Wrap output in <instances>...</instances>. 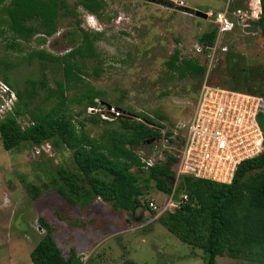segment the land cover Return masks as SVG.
Segmentation results:
<instances>
[{
	"label": "rangeland",
	"instance_id": "1",
	"mask_svg": "<svg viewBox=\"0 0 264 264\" xmlns=\"http://www.w3.org/2000/svg\"><path fill=\"white\" fill-rule=\"evenodd\" d=\"M68 1L73 5L74 0ZM103 1L104 8L96 17L80 7L75 9V16L61 14L57 21L59 34L55 33L43 42H40V33L13 48L0 40V55L9 52L16 66L12 71L13 84L22 90L25 85H30L28 80H36L39 88L43 80L47 86L55 87L56 80L63 78L59 65L37 59L28 62L22 56L40 49L52 54L68 51L81 38L76 27V19H80L81 26L91 30L90 34L100 33L95 41L99 57L79 58V63L85 71L84 85L95 91L101 110L105 113L111 106L144 112L155 118L157 114L163 115L164 119L160 121L164 128L161 130L174 134L171 145L175 149L185 136L180 123L191 115L202 84L242 92L251 89L264 92V38L260 30H244L241 20L234 15L231 17L235 26L232 31L222 34L213 57L203 56L205 72L201 79H172L164 64L175 47L182 56L198 58L194 53L198 36L215 28L213 14L227 3L232 10L252 11L254 0L250 5L249 0H183L186 9L161 0ZM191 10L208 15L203 18ZM255 19H247L245 23L251 26ZM222 46H227V50H220ZM208 53L210 50L204 48V55ZM96 68H100L98 75ZM77 92L79 90H74L69 96ZM45 96L46 91L40 89L34 104L42 105ZM85 103L84 100L73 104L71 111L80 112L75 118L84 120V129L90 136L98 137L106 128L116 126L111 119L110 122L88 119L89 113L97 112H88ZM2 115L0 112V117ZM18 122L26 126L29 116L19 117ZM149 143L134 148L142 150L145 157L164 160V150L169 151L167 143L158 140ZM23 144L17 149L6 150L0 140V264H32L29 253L45 233L39 217L54 224L56 240L64 253L69 252L73 232L83 234V238H100L95 252L86 253L89 254L87 260H98L97 264H120L126 258L133 259L134 264H204L201 249L181 242L157 221L161 214L148 209L149 201L159 208L171 195L160 191L154 181L147 187L143 185L144 193L140 197L143 206L131 213L114 211L109 202L100 199L83 210L68 204L52 187L43 188L40 197L32 199L23 187L22 178L41 185L56 176L58 167L71 170L76 167L71 150L63 146L55 147L50 142L40 146ZM175 149L169 152L173 153ZM172 168L175 171V166ZM172 186L176 192V183ZM67 226L72 228L67 230ZM216 264L260 263L219 255Z\"/></svg>",
	"mask_w": 264,
	"mask_h": 264
},
{
	"label": "trees",
	"instance_id": "2",
	"mask_svg": "<svg viewBox=\"0 0 264 264\" xmlns=\"http://www.w3.org/2000/svg\"><path fill=\"white\" fill-rule=\"evenodd\" d=\"M259 6V16L252 24L258 25L264 38V0H259ZM77 7L96 16L104 8V1L74 0L70 5L68 0H0V40L13 48L40 33V42H43L59 31V16L68 13L75 16ZM80 22L76 19L81 38L68 51L52 54L40 49L22 56L28 62L37 59L59 65L63 78L56 80L55 87L47 86L42 80L38 88L36 80L27 79L30 85L19 89L13 84L12 71L16 67L13 57L6 51L0 55L1 79L17 96L12 111L0 119V140L6 150L17 149L26 142L33 146L50 142L55 147L71 150L75 170L58 167L56 176L41 185L22 178L23 187L32 199H38L43 188L52 187L68 204L83 210L100 199L109 202L114 211L131 213L143 206L140 198L144 193L143 185L147 187L150 181L164 193L175 191L172 183L176 172L172 167L178 159L164 150V160L144 169L134 148L159 140L164 128L160 121L163 115L157 114L155 118L144 112L120 108L132 117L119 116L111 120L116 126L106 128L98 137L85 131L84 120H76L80 112L71 111L73 104L85 100L88 112H92L89 111L91 107H101L92 87L84 85L85 71L79 63V58L99 57L95 41L100 33L90 34L91 30L83 28ZM216 33L215 27L198 36L205 50L214 45ZM164 64L170 78L177 81H198L205 72V64L199 57L182 56L177 47ZM99 73L100 68H96L95 74ZM40 89L46 91L45 101L35 105ZM74 90L79 92L69 96ZM245 92L264 98L263 91ZM24 115L29 116V123L23 127L18 118ZM87 117L110 122L99 112L89 113ZM258 122L264 134V114L258 117ZM183 193L188 200L180 208L159 215L157 221L181 242L201 249L204 264H216L219 255L264 264V150L241 162L231 183L180 175L174 195L178 198ZM148 209L151 208L148 206ZM39 223L45 233L29 253L32 264H97L89 259L83 263L73 248L65 256L54 239L51 224L43 217H39ZM120 264H134V260L126 258Z\"/></svg>",
	"mask_w": 264,
	"mask_h": 264
},
{
	"label": "built area",
	"instance_id": "3",
	"mask_svg": "<svg viewBox=\"0 0 264 264\" xmlns=\"http://www.w3.org/2000/svg\"><path fill=\"white\" fill-rule=\"evenodd\" d=\"M166 1L174 3L176 7L186 9L183 0ZM257 2L259 5V0ZM250 3L251 0H249V5ZM258 13L256 17H253V10H242L241 8L232 10L227 3L225 7L213 14L212 21L217 33L214 45L209 47L210 53L205 56L203 45L197 43L195 55L199 56L201 62H203V56L213 57L220 44L222 34L232 31L235 26L231 15L240 19V25L244 28L248 26L245 21L250 18L257 19ZM220 50L226 51L227 46L220 47ZM16 101L15 91L0 79V112L3 113L0 119L7 112L12 111ZM89 111L103 112L104 110L91 107ZM105 112L106 115L103 112L102 116L111 120L119 116L130 115L114 107H108ZM262 114H264V98L262 96L215 87L207 83L202 84L199 95L195 98L191 115L185 122L180 123L181 127L185 129V136L178 143V147L175 149L171 145L172 138L175 139V137L174 134L167 136V131L161 130V137L158 140L164 144L167 143L166 147L169 151L175 149L172 154L177 157L178 161L175 164L176 178L174 182L177 184L178 177L187 174L219 183H231L238 165L247 159L258 156L264 150V134L258 122V117ZM141 153L144 154L142 150L138 151L144 169L157 161L154 157L148 158ZM187 200L186 193L176 198L173 192L163 206L158 208L152 201L148 202V206L156 210L158 214H162L180 208L181 204ZM88 256L89 254L86 253L80 255L81 261L85 263Z\"/></svg>",
	"mask_w": 264,
	"mask_h": 264
},
{
	"label": "crops",
	"instance_id": "4",
	"mask_svg": "<svg viewBox=\"0 0 264 264\" xmlns=\"http://www.w3.org/2000/svg\"><path fill=\"white\" fill-rule=\"evenodd\" d=\"M251 5H252V9H253L254 15L256 16V14L259 12V5H258L257 0H254ZM49 224H51V226L53 227V236H54V239H55L57 245L60 247V249L62 250L63 254L65 256H67L69 252L68 253H64L61 245L56 240V234H55L56 228L54 227V224H52L50 222H49ZM65 228L67 230H70V228H72V227L67 226ZM71 234H72L71 235L72 240L70 241L71 242V246L68 248V250L73 248L79 256L82 255V254H85V253H89V252H90V254L94 253L95 250L98 248L97 244H99L101 242V241H99L100 238L93 239L91 236H88L87 238H85V237L83 238L82 237L83 234L78 235L77 233H74V232L71 233ZM97 263H98V260H97Z\"/></svg>",
	"mask_w": 264,
	"mask_h": 264
},
{
	"label": "water",
	"instance_id": "5",
	"mask_svg": "<svg viewBox=\"0 0 264 264\" xmlns=\"http://www.w3.org/2000/svg\"><path fill=\"white\" fill-rule=\"evenodd\" d=\"M187 8V7H186ZM191 12L192 13H194L195 15H197V16H200V17H203V18H206L207 17V13H205V12H202V11H200V10H191ZM244 30H246V31H250V32H256V31H258L259 30V28H258V25L256 24V23H254V24H252L251 26H246L245 28H244ZM111 106H109V108H110ZM130 117H132L131 115H129Z\"/></svg>",
	"mask_w": 264,
	"mask_h": 264
},
{
	"label": "bare ground",
	"instance_id": "6",
	"mask_svg": "<svg viewBox=\"0 0 264 264\" xmlns=\"http://www.w3.org/2000/svg\"><path fill=\"white\" fill-rule=\"evenodd\" d=\"M252 1V0H251ZM253 3V2H252ZM257 8V7H256ZM253 15H254V12H253ZM257 15V14H256Z\"/></svg>",
	"mask_w": 264,
	"mask_h": 264
}]
</instances>
